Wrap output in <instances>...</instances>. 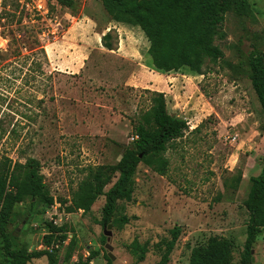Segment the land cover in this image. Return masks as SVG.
Returning <instances> with one entry per match:
<instances>
[{"label": "rangeland", "instance_id": "obj_1", "mask_svg": "<svg viewBox=\"0 0 264 264\" xmlns=\"http://www.w3.org/2000/svg\"><path fill=\"white\" fill-rule=\"evenodd\" d=\"M75 2L72 12L56 0H0V165L35 158L53 198L49 207L30 197L12 207L4 227L11 248L47 247L57 264H106L104 197L86 213L73 200L89 167L113 165L131 146L133 127L159 91L187 129L164 154L166 174L139 164L132 199L117 201L108 222L112 262L158 264L178 226L166 264H188L191 248L210 236L229 239V264H240L243 202L264 157V113L248 79L250 51L264 49V0L225 14L223 38L214 41L221 58L204 59L202 74L172 71L170 80L149 66L138 26L110 20L100 0ZM107 32L110 50L101 41ZM252 251L249 264H264V229ZM0 264H10L1 235ZM26 264H47V257Z\"/></svg>", "mask_w": 264, "mask_h": 264}, {"label": "trees", "instance_id": "obj_2", "mask_svg": "<svg viewBox=\"0 0 264 264\" xmlns=\"http://www.w3.org/2000/svg\"><path fill=\"white\" fill-rule=\"evenodd\" d=\"M56 1L72 12L77 7L75 0ZM100 1L110 20L141 29L149 44V66L162 73L179 71L185 67L192 73L202 74L204 59L216 62L222 56L214 41L223 38L221 26L225 14H244L248 11L247 0ZM101 41L104 48L112 49L109 32L101 36ZM248 68V79L264 113V49L254 48L250 51ZM151 94L149 109L133 127L131 146L124 150L115 164L89 167L73 200L72 208L86 213L94 201L103 196L100 220L103 226L113 216L118 200L132 199L133 177L139 164H144L159 175L166 174L169 161L164 154L176 139L182 138L187 129L183 118L168 112L163 92L153 91ZM115 176V181L105 190V186ZM26 197L33 198L44 207L53 203L35 158L29 157L24 163L14 162L13 165L6 159L0 165V235L9 263L26 264L30 259L46 256L47 264H57L56 256L47 247L30 253L11 248L4 227L11 218L12 207ZM243 205L248 219L240 264H249L253 245L264 229V157L259 173L249 177ZM50 229L53 233L65 232L62 226L50 225ZM180 233L178 226L170 230V238L164 243L158 264L168 262ZM231 249L229 239L210 236L205 244L191 248L188 264H229ZM105 258L106 264H113L107 254Z\"/></svg>", "mask_w": 264, "mask_h": 264}, {"label": "crops", "instance_id": "obj_3", "mask_svg": "<svg viewBox=\"0 0 264 264\" xmlns=\"http://www.w3.org/2000/svg\"><path fill=\"white\" fill-rule=\"evenodd\" d=\"M70 29V28H69ZM69 29L68 30H66L65 32H64V35H63V37H61V38H59L60 39V41H58V42H61V39L63 38V39H66V34L69 32ZM56 45V42H51V43H49V48H50V51H51V53H53V48H54V46ZM78 47H80V48H82V50H86V52H88L89 50L87 49V47H86V44L85 43H80V44H78ZM73 54L75 53V50L72 52ZM71 66H72V64H71ZM78 70V69H77ZM77 70H75V71H73L72 72V74L74 73V72H76ZM169 74H167V73H164V74H162V76L163 77H167L169 80L171 79V77H172V74H170V72H168ZM168 85V84H167ZM166 106H167V110H168V112L170 113V114H174L175 115V109H169V105L166 103ZM172 108V107H171ZM170 110H172V112L170 111ZM176 116H178V115H176Z\"/></svg>", "mask_w": 264, "mask_h": 264}, {"label": "water", "instance_id": "obj_4", "mask_svg": "<svg viewBox=\"0 0 264 264\" xmlns=\"http://www.w3.org/2000/svg\"><path fill=\"white\" fill-rule=\"evenodd\" d=\"M110 229H111V224L110 223L105 224L103 226V235L106 238V243H105L104 246H105V249L107 250V252H106L107 256L109 257V259L111 261H114L115 260V256L112 254L113 247L109 243L110 237H111V231H110ZM251 252H253V251L251 250ZM251 260H253V257L251 258Z\"/></svg>", "mask_w": 264, "mask_h": 264}, {"label": "built area", "instance_id": "obj_5", "mask_svg": "<svg viewBox=\"0 0 264 264\" xmlns=\"http://www.w3.org/2000/svg\"><path fill=\"white\" fill-rule=\"evenodd\" d=\"M134 137V136H133Z\"/></svg>", "mask_w": 264, "mask_h": 264}]
</instances>
